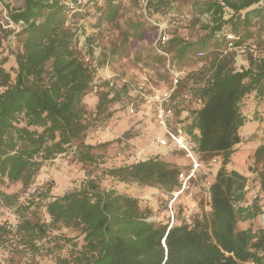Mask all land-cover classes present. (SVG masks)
<instances>
[{"label": "trees", "instance_id": "1", "mask_svg": "<svg viewBox=\"0 0 264 264\" xmlns=\"http://www.w3.org/2000/svg\"><path fill=\"white\" fill-rule=\"evenodd\" d=\"M129 1L135 11L122 23V0H96L92 8L75 0L6 5L11 22H22L17 32L3 27L0 15V254L9 264H264V228H237L264 213V145L253 156L263 170L255 166L245 175L226 168L245 122L242 99L264 87V0L147 2L153 21L173 27L164 51L186 73L173 95H186L174 107L175 119L201 162L221 157L206 212L170 227L148 219L153 214L148 201L106 182L171 192L186 165L172 163L168 153L177 150L166 146V155L115 163L111 152L88 142L118 113L127 114L133 97L127 84L100 82L78 42L85 24L98 30L114 25L123 44L109 45L97 65L129 57V44L154 32L140 0ZM226 31L235 37V48L254 43L259 56L225 52L218 36ZM241 53L248 55L246 64L235 65ZM153 60H163L158 76L170 85L163 57L154 51ZM94 85L89 107L85 102ZM64 156L74 173L83 174L78 187L59 195L40 180L44 168Z\"/></svg>", "mask_w": 264, "mask_h": 264}, {"label": "rangeland", "instance_id": "2", "mask_svg": "<svg viewBox=\"0 0 264 264\" xmlns=\"http://www.w3.org/2000/svg\"><path fill=\"white\" fill-rule=\"evenodd\" d=\"M23 0H3L0 5V15L3 16L2 9L6 10V5L9 8H18L22 6ZM124 10L120 13L118 20L122 23L125 19L132 17L131 14L135 9L129 2L124 1L123 3ZM143 16V15H142ZM144 18V17H143ZM153 26V25H152ZM154 27V26H153ZM173 27H169L168 24V34L171 36ZM156 28L154 27V32L150 35L149 39L144 38L141 42L130 43V50L128 52L127 58L121 62H117L113 65H109L108 67H99L97 65L98 60L101 58V54L105 50V53H109V45L121 47L123 44L122 35L120 30H118L114 25H108L106 27H102L101 29H94L87 24H85V35L79 39L78 48L81 53V56L85 59L86 62H91L94 64L93 67H96L97 73L100 78V82H106L109 80L120 81L125 79L127 81L128 88L133 89V83L135 82V77L140 75H146L148 79V83L145 85L148 93H153V86H157L160 88H165L166 90L170 89L169 80H162L158 76L159 72H164L163 60L160 63H155L154 58V50L153 45L156 38ZM152 36V37H151ZM11 42V41H10ZM10 49L14 48V43L10 45ZM105 47V49L103 48ZM5 54L7 50H4ZM244 59H247L246 53H241ZM10 58V56H9ZM240 63V62H239ZM97 92H90L88 96V100L85 102L89 107L93 106L95 96ZM152 109L143 107L141 110L136 112L133 116L125 114L124 112L118 113L116 117L111 119V122L100 128L95 134L88 136V142L97 146L96 150L99 152H111L114 156L109 158L110 161L115 163H121L125 161H139L144 160V158L156 155L150 147L155 146L153 144V138L158 130L157 126L154 127L151 118ZM264 138V136H263ZM115 140L122 141L119 144L114 143ZM160 148V153H164L165 155L169 152L167 148ZM159 153V154H160ZM247 151L244 149L239 150L233 157L230 163L227 164V169L238 170L247 155ZM171 158L173 160H177L180 162L179 166L185 165L186 160L184 155L180 151H176L171 154ZM218 161L215 164L207 165L208 160L204 161V169L203 172L207 173L206 175L209 177L214 176L216 171L221 167V157H218ZM250 167H258L263 170V164H254L251 162ZM243 166V165H242ZM255 167V168H256ZM83 173H74L72 169V164L70 163L67 157L58 158L53 163H51L47 168H44V173L41 176L40 185L41 184H51L52 191L56 194H64L67 191L78 187L81 183ZM206 175H200L198 184L203 183L205 179L208 177ZM205 178H202V177ZM108 187H116L117 190H121L127 194H132L139 196V198L146 200L150 203V208L152 211V217H158V221L155 223H159L161 221H165V216H157L158 210H161L165 198L166 193L162 189L158 188H148L139 189L136 187H125L122 185L114 184L106 182ZM264 197V195H263ZM264 200V198L262 199ZM206 202L204 198H201L199 195L196 196V199L189 204V207L194 210L195 213H200L201 210L206 212ZM263 212H264V203H263ZM254 226V228L260 227V216L250 224ZM247 226V224H239L237 227L241 229V227ZM0 264H9L5 258V256L0 254Z\"/></svg>", "mask_w": 264, "mask_h": 264}, {"label": "built area", "instance_id": "3", "mask_svg": "<svg viewBox=\"0 0 264 264\" xmlns=\"http://www.w3.org/2000/svg\"><path fill=\"white\" fill-rule=\"evenodd\" d=\"M3 0H0V5ZM62 4H70L69 0H58ZM127 1V0H122ZM96 0H75V3L81 7L92 8ZM148 0H140L141 13L144 19L156 28V40L153 45V49L156 54L163 57L165 63V69L168 71L170 77V89L166 91H153V93H148L145 85L148 83L146 75H138L135 77V82L133 83V89H130L133 101H130L127 107V114L133 116L141 110L143 107L151 108L154 113V119L156 121V126L158 133L153 138V144L156 147H166L172 145L174 150L183 153L186 160V165L184 168L180 169L176 175V187L171 192L166 193V198L164 205L161 210H158L157 216H165V221L168 222L169 227L180 222H185L190 224L197 214L189 207L196 196L204 198L206 204L210 201V187L212 185L211 177H208L203 181V183L198 184L200 175H206L203 172L204 162H201L198 158L194 145L189 141L187 134H185L184 129L175 119V105H179L181 99H185L186 95L181 98L174 97V91L178 82L185 76V71L178 70L174 64H172L171 56L164 51V46L170 40L168 34V23L165 21H153L150 18L149 11L146 8ZM71 5V4H70ZM3 12V27L17 32L21 26L22 22L17 24L12 23L8 17L7 11L2 9ZM221 38L225 45V52L230 51H240L250 53L254 57H258L259 54L256 50V45L254 43L243 45L241 47H234L235 37L230 32H222L218 36ZM197 57H201L202 54L197 52ZM123 84H126L125 79L122 80ZM96 85L92 87L91 92H96ZM140 101L141 105H137L135 102ZM264 132V131H263ZM219 156H213L209 158L207 165H212L217 163ZM213 176V175H212ZM151 221H158V217H149ZM260 227L264 228V213L260 215Z\"/></svg>", "mask_w": 264, "mask_h": 264}, {"label": "crops", "instance_id": "4", "mask_svg": "<svg viewBox=\"0 0 264 264\" xmlns=\"http://www.w3.org/2000/svg\"><path fill=\"white\" fill-rule=\"evenodd\" d=\"M240 62L241 64L245 65L246 61L243 58V56L239 55L235 58V65ZM153 91H166L165 88H160L157 86L152 87ZM88 100V99H87ZM240 112L243 117H245V122L242 126L239 127L237 133L240 137V142L238 145L235 146V152L231 155L232 157L239 152V150L244 149L248 153L246 155V158L243 162V166L241 165L238 167V170L234 169H228L233 170L238 173H242L245 175H248L252 168L250 167V163L253 162V156L255 153V150L260 145H264V87L260 91H254L251 94L246 95L241 102L240 105ZM152 123L154 124V127L156 126V121L152 117ZM156 133L158 130L155 131ZM169 148H173V146L170 144L168 145ZM150 150L154 152V154L160 153V148L156 146L150 147ZM177 160L171 159L172 163L179 164L180 162ZM230 163V162H229ZM228 164V163H227ZM226 164V166H227ZM227 168V167H226ZM253 223V222H252ZM241 223H238V226ZM242 224H247V226H243L241 228H246L250 226L251 222H242ZM254 227V226H252Z\"/></svg>", "mask_w": 264, "mask_h": 264}]
</instances>
